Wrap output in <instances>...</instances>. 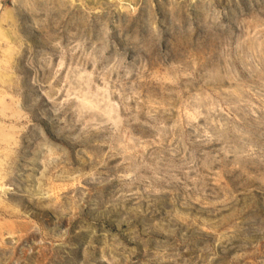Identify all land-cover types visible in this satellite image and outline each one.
<instances>
[{"label": "rangeland", "instance_id": "374dc122", "mask_svg": "<svg viewBox=\"0 0 264 264\" xmlns=\"http://www.w3.org/2000/svg\"><path fill=\"white\" fill-rule=\"evenodd\" d=\"M17 1L30 29L0 47L18 56L0 95L21 170L38 179L25 156L49 147L60 204L5 197L0 264H264V0Z\"/></svg>", "mask_w": 264, "mask_h": 264}, {"label": "bare ground", "instance_id": "6f19581e", "mask_svg": "<svg viewBox=\"0 0 264 264\" xmlns=\"http://www.w3.org/2000/svg\"><path fill=\"white\" fill-rule=\"evenodd\" d=\"M11 7L14 8L15 12H7L6 14H4V17L2 18V22L5 23L6 25H8L10 27V28L8 27L10 30L0 28V42H2V43H0V47L3 46L4 44L6 46H8L10 43H13V41L16 43L18 41L20 42V38H18V37L15 38L13 35L14 33H16V28L18 27L19 23H20V26L26 28L25 29L26 32H24L25 36L28 33L27 30L30 29L26 23V18L23 15V12H22L23 7L20 4V2H18L17 0H12ZM16 35H17V33H16ZM16 43H14V44H16ZM1 56L4 58V62L0 61V86L5 87L6 89H9V88H12V85H13V78H12V75L9 74V70L13 68V65H14L13 63L16 60V58L18 57L17 51H15L14 48L6 47V49L4 51H2ZM15 109L16 108L13 106V102L11 100L7 101V99H5L4 96L0 95V208L2 207L1 204L2 205H8V207L10 208L9 212H16V211L18 212V210H17L18 208H17L16 204L13 202H8V200H6L11 195L14 197L15 196L22 197V200H24V203L27 204V206L23 204L25 209L28 208L29 206L31 207L33 205L37 209L44 211L45 205L46 206L48 205V207H54V206L60 204V201L57 202V200H55L54 197L52 196V194L50 193L51 188L49 185H50L51 181L54 179H52L51 178L52 175L50 177L48 175V173L52 169L50 167L52 165V163H50L49 159H47V160L44 159L45 156H48L50 154L49 153L50 149H48L49 147L46 148L45 147L46 145H44V144L37 145L34 147L32 146L31 151L33 150L34 157L33 158H26V156H25V159H26L25 161L27 163V165L25 167L26 170H29L31 173H32V171H36V170L38 171V169L40 170V173H38L39 175L37 177L38 179H35L32 174L25 173L21 170L23 168H21L20 163L18 162V160H20V159H17V155L20 151L17 152L18 149L15 148V147H17L16 144L19 141V140H16V135L19 131H21V130H18L15 125L19 122L20 115ZM42 118H44V117H42ZM110 135L112 136L113 133H110ZM27 141H31V140H27ZM120 141L123 142L122 139H120ZM114 146H115L116 151H117V152L115 151L113 153L114 156L115 155L120 156L119 158L121 160L132 159V161L129 162V167H131L133 171H138V169H140L141 163L134 161L132 158V156H134L133 155L134 153L128 154V152L126 151L125 145L120 144L118 138H117V141L115 140ZM103 156H104L103 154H101L99 156L97 155V159H99V161L96 164L89 162V168L90 169H89V172L86 174L87 175L86 178H90V176L92 174L91 171H93L94 168H99V166H102L103 160L101 159V157H103ZM38 166H39V168H38ZM116 167L117 168L118 167L123 168V162L122 161L118 162ZM79 175L81 176L82 174H79ZM54 177L57 179H66V180L67 179H74L72 177H67V176L62 177L60 174H58ZM6 182H9V184L7 185ZM52 182H54V181H52ZM60 190H62V189H60ZM5 197H7V198H5ZM80 199L83 200V197H81ZM76 211L77 210L74 208V206H72V208H70L68 210V213L74 214V213H76ZM33 213H34L33 208H30L24 212V214H26V215H31ZM100 214H101L100 212H97L94 209H91L89 215L95 218V216H98ZM104 218L106 219V222L108 223V225H110V227L111 226L113 227V225H115L113 223V220L109 219V217L104 216ZM87 228L88 227H86V229H85L86 231H87ZM89 230H90V234H92L93 231L90 228H89ZM14 231H12V232H14ZM2 232H4V231H2ZM2 232L0 230V233L2 234L1 236H3ZM4 234H6V233H4ZM101 236H103V235H101ZM14 237H15V235H14ZM104 237H106V236H104ZM13 241H15V240H13ZM18 242H20V241H18ZM66 246L67 245H65V247ZM12 247H14V246H12ZM73 248H76V246H74ZM13 249H15V248H13ZM63 249H56L55 252L57 254L63 253L64 252ZM101 262H103V261H101Z\"/></svg>", "mask_w": 264, "mask_h": 264}]
</instances>
